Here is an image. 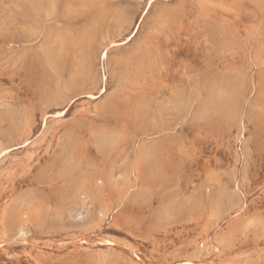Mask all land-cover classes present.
I'll list each match as a JSON object with an SVG mask.
<instances>
[{
	"label": "rangeland",
	"instance_id": "obj_1",
	"mask_svg": "<svg viewBox=\"0 0 264 264\" xmlns=\"http://www.w3.org/2000/svg\"><path fill=\"white\" fill-rule=\"evenodd\" d=\"M0 264H264V0H0Z\"/></svg>",
	"mask_w": 264,
	"mask_h": 264
}]
</instances>
